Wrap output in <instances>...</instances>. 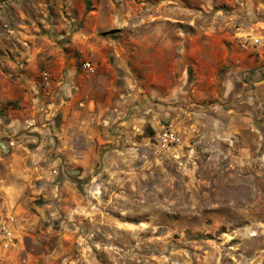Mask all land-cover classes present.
Here are the masks:
<instances>
[{
    "label": "rangeland",
    "instance_id": "obj_1",
    "mask_svg": "<svg viewBox=\"0 0 264 264\" xmlns=\"http://www.w3.org/2000/svg\"><path fill=\"white\" fill-rule=\"evenodd\" d=\"M210 6L228 8L225 0H0V115L37 95L53 102L52 66L62 74L70 64L93 72L84 91L116 80L112 114L150 118L96 145L74 135L65 146L85 163L64 161L54 145L24 211L0 225V264H264V133L213 134L210 122H222L211 118L220 105L205 98L213 84L197 87L204 71L187 68L189 54L161 35H174L178 19L187 30ZM100 66L107 70L96 73ZM164 129L177 141L164 143Z\"/></svg>",
    "mask_w": 264,
    "mask_h": 264
},
{
    "label": "crops",
    "instance_id": "obj_2",
    "mask_svg": "<svg viewBox=\"0 0 264 264\" xmlns=\"http://www.w3.org/2000/svg\"><path fill=\"white\" fill-rule=\"evenodd\" d=\"M225 2L228 8L224 12L210 6L206 14L191 15L185 23L189 26L187 30L181 28L185 21L178 19L175 21L179 28L174 30V35L171 31H162L161 35L164 39L171 38L164 40L165 46L169 44L173 50L189 54L187 68L204 71L200 76L199 72L196 74L197 87L205 86L209 90L213 84L212 92L207 93L212 96L205 98L211 101L213 109L220 105L212 111L211 118L219 117L222 122H210L212 133L235 135L247 129L248 133L261 135L264 133V0ZM181 61L176 62L178 67ZM106 70L100 66L96 73ZM51 73L60 84L53 102L44 106L37 95L31 107L26 105L24 109L8 110L0 115V225L12 224L7 218L16 221L24 211L26 193L33 192L37 179L48 174L45 159L54 145H60L56 152L60 150L64 161L85 163L88 157L77 158L65 146L74 135L85 145L89 142L96 145V138L103 134L114 138V132L119 129L131 130L141 121L150 120L145 114L142 117L126 111L112 114L116 98L113 102L112 99L122 96L121 88L114 84L116 80L99 85L96 90L84 91L82 87L93 81L87 80L93 72L67 64L62 74L55 66ZM52 80L48 78L45 83ZM44 94L51 96L48 90ZM197 98L196 101H203V97ZM77 101H81L82 109H77ZM220 107L225 109L219 110ZM101 118L108 122L105 127L97 125ZM102 141L105 145L113 139Z\"/></svg>",
    "mask_w": 264,
    "mask_h": 264
},
{
    "label": "built area",
    "instance_id": "obj_3",
    "mask_svg": "<svg viewBox=\"0 0 264 264\" xmlns=\"http://www.w3.org/2000/svg\"><path fill=\"white\" fill-rule=\"evenodd\" d=\"M88 66V64H86ZM161 139L164 143H174L177 141V136L175 132L171 129H164L162 131Z\"/></svg>",
    "mask_w": 264,
    "mask_h": 264
}]
</instances>
